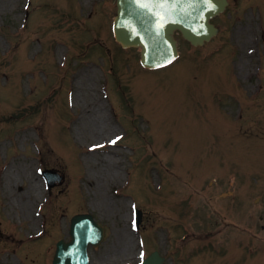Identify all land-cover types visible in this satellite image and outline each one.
Masks as SVG:
<instances>
[{
  "label": "rangeland",
  "instance_id": "374dc122",
  "mask_svg": "<svg viewBox=\"0 0 264 264\" xmlns=\"http://www.w3.org/2000/svg\"><path fill=\"white\" fill-rule=\"evenodd\" d=\"M229 1L216 38L195 48L178 36L179 61L149 73L111 37L116 0H34L26 31L24 0H0V168L11 165L0 169V264H51L79 213L107 228L93 264L136 263L132 200L166 264H264V0ZM116 133L130 148L121 157L83 152ZM42 162L65 181L34 221Z\"/></svg>",
  "mask_w": 264,
  "mask_h": 264
},
{
  "label": "water",
  "instance_id": "95a60500",
  "mask_svg": "<svg viewBox=\"0 0 264 264\" xmlns=\"http://www.w3.org/2000/svg\"><path fill=\"white\" fill-rule=\"evenodd\" d=\"M216 3H218V7L219 9H223L226 5V1L225 0H214ZM123 3L125 4V1H123ZM153 4L157 5L158 1L157 0H153ZM208 12V11H206ZM216 12L212 11L210 14H208L207 17L214 15ZM126 15H132V13L129 10H126L124 13H122V18H124V16ZM201 16L202 13H200V16L198 17V19L196 20L197 23H201V22H206L205 18H202ZM206 17V18H207ZM176 22H171L170 25L168 26L166 32H167V37L169 38V40L173 43L174 47H175V42L173 40L172 34L174 32V30L176 28H178L176 26ZM180 26V25H178ZM127 30V31H124ZM179 29L183 32L184 36L188 39H190L193 43L195 44H202L204 42V39H207L211 34H199V33H194V35L190 32L189 29L184 28V27H179ZM160 27L157 28V31L155 33L160 34L159 32ZM213 32V29L211 30V33ZM119 38L120 40L127 46L129 45H139V41H141L144 45L146 50H149V52L152 51V49L154 48V46L152 45L150 47V49H148V45L144 42L143 38L141 36H137L134 35L133 32L131 31V29L127 28V27H123L120 28V33H119ZM172 47V46H171ZM173 49V47H172ZM170 54V53H169ZM158 58V56H154L149 63L153 64L157 61L156 59ZM83 221V226H81L78 229V232L85 237H82L80 242H77L75 244H71L68 245L66 250L64 247L63 250L66 251V254L64 255V259L61 260L60 262H58L57 264H89L88 263V258H87V247L90 243L96 244L101 240V237L98 233L95 232V230L97 231L96 226L94 225V223L92 222V220H88V219H82L80 221L79 224H81V222Z\"/></svg>",
  "mask_w": 264,
  "mask_h": 264
},
{
  "label": "bare ground",
  "instance_id": "6f19581e",
  "mask_svg": "<svg viewBox=\"0 0 264 264\" xmlns=\"http://www.w3.org/2000/svg\"><path fill=\"white\" fill-rule=\"evenodd\" d=\"M111 159L114 160L113 158H111ZM37 183H38V185H39L38 180H37ZM129 246H130V245H127L126 248H129ZM130 247H131V246H130Z\"/></svg>",
  "mask_w": 264,
  "mask_h": 264
},
{
  "label": "snow or ice",
  "instance_id": "6c2138e0",
  "mask_svg": "<svg viewBox=\"0 0 264 264\" xmlns=\"http://www.w3.org/2000/svg\"><path fill=\"white\" fill-rule=\"evenodd\" d=\"M115 141H113V143H114Z\"/></svg>",
  "mask_w": 264,
  "mask_h": 264
}]
</instances>
